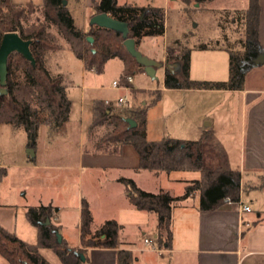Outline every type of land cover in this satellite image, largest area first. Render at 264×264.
Here are the masks:
<instances>
[{
	"label": "trees",
	"instance_id": "16d2710c",
	"mask_svg": "<svg viewBox=\"0 0 264 264\" xmlns=\"http://www.w3.org/2000/svg\"><path fill=\"white\" fill-rule=\"evenodd\" d=\"M189 1V0H188ZM203 1V0H198ZM65 0H43L38 6L33 1L25 4L12 0H0V44L7 32H18L26 40H31V51L35 58L30 60L19 52L8 58L6 93H1L0 84V125L12 123L24 125L28 135V146L35 148L40 126L45 124L50 132L61 133L69 121L71 99L62 74H52L49 62L60 48L56 29L84 60L87 69L102 72L106 62L119 57L124 64L120 80L126 83L128 75L145 72L144 66L128 52L126 37L116 30L97 24H90L84 31L75 24ZM96 13L105 12L125 21L129 26L128 37L136 39V45L143 36H160L165 33L166 12L164 7L119 5L117 0H100L95 3ZM235 20L241 19L244 39L239 40L240 49L229 48V79L226 81H193L189 77L191 48L181 40L166 45V61L172 65L166 68L164 85L167 88H213L242 89L248 71L254 67V59L264 52L259 37L261 16L260 0H250L245 10H235ZM93 40H89V37ZM138 47V46H137ZM161 91H154L151 103H157ZM94 120L89 129L104 127L105 135L97 143L98 148L108 152H119L125 144H131L139 154L140 169L156 173L165 171H199L201 178L193 180L186 187L183 196H173L168 191L150 192L140 188L132 178H121L130 193L132 204L138 209L155 212L158 216L157 238L161 245L172 242V211L174 203L189 197L194 192H202L200 208L211 210L226 200L239 201L240 173L221 166H208L201 150L202 139L184 140L163 137L150 140L146 131L147 105L132 106L125 111L114 110L104 101L94 105ZM132 118L137 125L131 127L126 118ZM57 207L40 205L27 211L29 220L38 227V240L30 243L0 224V255L9 264H51L41 253V247L51 248L63 264H93L85 248L70 246L63 238L59 242V226L52 222ZM51 222L46 225L45 222ZM92 214L86 200L81 206V236L84 247H118L120 226L116 220L106 221L90 238ZM105 235V240L99 237ZM85 255L83 260L80 254ZM132 252L125 248L118 250L117 264H132Z\"/></svg>",
	"mask_w": 264,
	"mask_h": 264
},
{
	"label": "rangeland",
	"instance_id": "374dc122",
	"mask_svg": "<svg viewBox=\"0 0 264 264\" xmlns=\"http://www.w3.org/2000/svg\"><path fill=\"white\" fill-rule=\"evenodd\" d=\"M12 1L18 4L33 1L38 6L43 5V0ZM191 3L172 0L166 8L164 35L146 38L141 43L138 42L137 46L146 56L161 59L165 43L181 40L191 48V80L226 81L230 74L228 49H240L239 40L245 37L242 21L234 19L236 15L233 8L246 7L248 0H194ZM71 4L72 2L70 9L76 18V24L82 28L83 25L90 26V19L83 20V6L74 7ZM54 32L59 38L60 48L49 62V68L52 74L60 73L64 76L68 96L72 100L69 133H52L47 125H41L36 151L34 150L36 157L32 160L28 152L30 147L27 145L28 135L24 125H0V224L30 243L38 240V227L27 215L30 207L52 205V202L67 208V213H59V217L56 211L52 222L56 225L65 223L60 233L67 234L71 243H74L78 237L77 203L81 192H125L126 185L117 183L116 175L123 170L133 177L139 176L132 168L137 158V152L132 145H129V149L121 157L110 154L99 149L97 145L106 133L105 126L89 130L85 127L81 135L75 123L80 118L81 110L88 113L94 99L110 98L116 101L120 93H124L111 89L113 80H123V61L119 57L110 58L102 72L87 69L84 60L77 55L68 40L56 29ZM165 69L164 66L158 67L155 78L146 72L133 74L129 107L147 105L146 131L150 140L171 136L170 131L183 127L184 119L189 123L191 116H196L199 109L209 108L217 100H221L223 108L230 106L234 111L241 109L235 97L186 88L164 87ZM156 90L161 91V98L152 104ZM200 94L204 95L202 101ZM129 107H117L116 110L125 111ZM208 121L210 120H204L203 124ZM225 125L224 123L223 127ZM213 136L205 145V153L206 157L210 153L213 165H219L225 157L224 144L232 146L237 139L236 135L227 138ZM233 148L235 149L231 151V155L236 153L237 147ZM123 163L127 166L125 169L119 166ZM146 170L139 176L144 187L157 191H166L169 187L171 192L180 189L183 191V184L169 180L166 172L151 179L147 175L149 171ZM173 174L183 178L200 177L197 171H178ZM247 188V192H264V188ZM62 214H67L66 220ZM153 214L155 216V213ZM126 215L132 222L127 223V227L121 231V236L138 245H144V238L151 236L154 231L150 219L152 215L139 210L136 213L127 211ZM0 257L1 264H9L4 257Z\"/></svg>",
	"mask_w": 264,
	"mask_h": 264
},
{
	"label": "crops",
	"instance_id": "0c3cea01",
	"mask_svg": "<svg viewBox=\"0 0 264 264\" xmlns=\"http://www.w3.org/2000/svg\"><path fill=\"white\" fill-rule=\"evenodd\" d=\"M99 1L100 0H69L68 7L70 9V2H72L71 5L74 7L83 6L82 13L83 20L85 21L86 18L87 20L91 19V17L96 14L95 3ZM171 1L172 0H117V3L119 5L130 4L137 6L164 7L166 12V8L170 6ZM175 1L192 4L191 2L194 0ZM195 1L206 2L209 0ZM249 2L250 0H248V5L246 7L233 9L245 10L249 6ZM260 5L259 37L264 49V0H260ZM73 18L76 24V18ZM89 28L90 26L86 27L83 25L82 29L87 31ZM153 37L157 36H143L140 38L139 43L146 38ZM166 45L167 43H165V49L161 59H154L159 61L166 60ZM114 81L115 80H113V82ZM164 87L166 86L164 85ZM111 89L120 90L115 88L113 83ZM186 89H193V91H200L202 93H220V95L225 97H235L237 103H239L238 105L241 109L234 111L231 110L230 106L226 108L221 107V100H217L211 107L199 109L196 112V116H191L189 123H187V119H184L183 127L170 131L171 136L169 137L184 140L202 139L201 150L206 165L212 167L221 166L224 169L238 171L241 180L240 199L242 202L250 205L251 211L241 212L239 203L230 200L224 201L214 209L202 210L200 208L202 192H194V194L189 197L174 203L171 221L173 236L171 245L167 246L161 245L157 238V214L152 211L138 209L132 204L127 186H124L125 192H81L77 203V241L71 243L69 240L71 238L67 234L62 233V236L70 246L85 248L87 256L93 264H117V254L118 250L121 248H125L132 252L134 257L132 264H264V192H247V186L255 189L264 188V64L254 66L248 71L242 89L230 90L195 87ZM120 91L124 92L123 90ZM121 94L122 93H120V95ZM200 97V101L204 100V95ZM106 100L110 101L108 105L114 110L119 107L117 105V100L114 101L110 98L94 99L88 113L81 110L80 118L75 122L78 125L77 130L80 131L79 133H81V135L84 133L85 127L89 130L94 120L95 103L97 101H104L106 104ZM71 111L72 103L69 121L61 134L63 133L66 135L69 133V124L72 122ZM204 120L210 121L203 124ZM224 123L226 124L225 127H223ZM217 135L223 136V138L236 135L237 140L232 146L227 145V143L224 144L225 160L223 159L219 165H213V161H211L213 158L210 153L206 157L205 145L207 141L210 140L211 136L218 138ZM221 142L223 143V141ZM129 145L131 144L123 145L119 152H105L121 157L129 149ZM234 146L237 147L236 153L231 155V151L235 149L233 148ZM36 147L33 148L35 151ZM35 157L36 155L34 157L31 156V159L34 160ZM139 162L140 158L137 152V158L132 168L141 176L144 169L139 168ZM119 166L122 169L127 167L124 163L119 164ZM146 171H149L147 175L151 179L159 177L165 172L160 171L156 173L148 169ZM174 172H166L167 177L172 182L183 184L184 189L183 191H180V189L177 192H171L170 187L167 188L166 191L170 192L173 196H183L186 187L193 184V180L201 178V173L199 171H197L200 173L199 178L178 177L173 174ZM139 176L133 177L121 170L116 175L115 181L124 185L125 183L121 181V178H132L140 188L154 193L159 192L156 189L152 190L144 187L140 182ZM83 200L88 202L92 214L91 233L86 236V239L87 237L90 239L106 221L116 220L120 226L118 232V247H106L103 245L97 247H84L82 245L81 206ZM50 204L58 208L56 213L58 217L59 213H67V208L64 206L61 207L52 202ZM137 210L145 211L152 215L150 219L152 220L154 231L152 235L148 237L154 240L152 244L145 242V238L147 237L144 238V245H138L127 237L121 236V231L127 227V223L132 222V219H127L126 212L136 213ZM153 213H155V216ZM62 216L63 219L66 220L67 214H62ZM64 224L61 222L57 225L59 226L60 232H62L61 230ZM99 238L105 240V235H101ZM40 253L51 264H63L59 256L51 248L41 247ZM1 261L0 257V264Z\"/></svg>",
	"mask_w": 264,
	"mask_h": 264
},
{
	"label": "water",
	"instance_id": "95a60500",
	"mask_svg": "<svg viewBox=\"0 0 264 264\" xmlns=\"http://www.w3.org/2000/svg\"><path fill=\"white\" fill-rule=\"evenodd\" d=\"M67 4V0L64 2ZM90 24H97L103 27H107L118 32H121L125 37L124 44L128 52L136 59V61L144 66V70L151 77H156V70L158 67L164 66L165 68H170L172 65L178 66L177 64H171L167 61H159L154 58H150L143 54L136 45V39L128 37L129 26L128 23L122 20H119L112 15L101 12L94 14L90 19ZM89 40H93L90 36ZM31 40H26L20 36L18 32H7L3 35L1 44H0V84L2 86L1 93H6V84L8 77V58L13 52L21 53L25 58L30 60L32 64H35V58L32 54ZM264 63V52L258 55L254 61V66H258ZM126 120L130 123L131 127L137 125L136 121L132 118L127 117ZM28 152L31 156H35V151L33 148H29ZM51 222L50 219H47L45 222L48 225ZM59 242H62L63 236L60 232H57ZM82 259H85L84 254H80Z\"/></svg>",
	"mask_w": 264,
	"mask_h": 264
},
{
	"label": "built area",
	"instance_id": "2783aa9c",
	"mask_svg": "<svg viewBox=\"0 0 264 264\" xmlns=\"http://www.w3.org/2000/svg\"><path fill=\"white\" fill-rule=\"evenodd\" d=\"M126 83H121L119 80H115L113 82V86L117 89L123 90L124 93L121 94L118 98H117V105L119 107H129L130 105V91L132 90V82H133V76L132 75H128L126 77ZM106 104H110L109 100H106ZM231 201V200H230ZM239 203V207H240V211L241 212H248L251 211V207L249 204H246L244 202L241 201V199L239 201H235ZM153 239L152 238H145V242L148 244H152L153 243Z\"/></svg>",
	"mask_w": 264,
	"mask_h": 264
}]
</instances>
